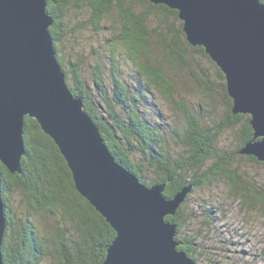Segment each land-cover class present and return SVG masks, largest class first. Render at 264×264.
I'll list each match as a JSON object with an SVG mask.
<instances>
[{
  "label": "trees",
  "instance_id": "obj_1",
  "mask_svg": "<svg viewBox=\"0 0 264 264\" xmlns=\"http://www.w3.org/2000/svg\"><path fill=\"white\" fill-rule=\"evenodd\" d=\"M47 12L67 84L115 159L147 186L163 185L167 198L190 187L166 217L177 225L178 250L197 261L199 234L189 235L187 226L200 220L211 227L222 208L218 200L202 210L193 205L191 194L201 189L224 182L229 196L264 219V184L237 166L242 155L264 164L242 152L255 136L251 115L234 113L225 73L188 41L177 9L150 0H48ZM88 31L95 45L86 54ZM218 94L226 108L220 116ZM231 130L240 131L234 150L221 142ZM24 144L22 173L1 163L4 264H104L117 233L76 189L58 145L30 116Z\"/></svg>",
  "mask_w": 264,
  "mask_h": 264
},
{
  "label": "water",
  "instance_id": "obj_2",
  "mask_svg": "<svg viewBox=\"0 0 264 264\" xmlns=\"http://www.w3.org/2000/svg\"><path fill=\"white\" fill-rule=\"evenodd\" d=\"M179 11L188 41L203 46L226 75L234 113L251 115L254 139L242 150L264 162V2L150 0ZM48 0H0L1 163L22 173L26 116L58 145L76 189L116 231L104 264H197L176 239V212L190 187L173 198L147 186L111 153L59 63ZM0 178V264L7 217Z\"/></svg>",
  "mask_w": 264,
  "mask_h": 264
},
{
  "label": "rangeland",
  "instance_id": "obj_3",
  "mask_svg": "<svg viewBox=\"0 0 264 264\" xmlns=\"http://www.w3.org/2000/svg\"><path fill=\"white\" fill-rule=\"evenodd\" d=\"M81 39L85 46L84 53L89 54L93 48L95 36L90 31ZM95 45V44H94ZM190 98L191 106L197 104L198 92ZM218 114H224L225 100L220 94L216 96ZM240 131H226L221 136L222 146L234 150L239 145ZM241 158L236 165L241 173L248 178H255L264 184V164L256 163L247 158ZM239 157L237 160L239 161ZM227 184L221 183L220 187L211 188L191 194L190 200L197 208H210L215 202L222 201V208L218 213L214 212V222L211 227L202 225L200 220L189 222L187 232L189 235H198L196 243L201 251L197 252V264H264V219L257 213L246 211L242 208L238 198L229 196ZM207 199V200H204ZM208 201V202H207ZM200 205V207H199ZM222 216V214H224ZM197 233V234H196ZM177 236V235H176Z\"/></svg>",
  "mask_w": 264,
  "mask_h": 264
},
{
  "label": "bare ground",
  "instance_id": "obj_4",
  "mask_svg": "<svg viewBox=\"0 0 264 264\" xmlns=\"http://www.w3.org/2000/svg\"><path fill=\"white\" fill-rule=\"evenodd\" d=\"M55 14V13H54Z\"/></svg>",
  "mask_w": 264,
  "mask_h": 264
}]
</instances>
